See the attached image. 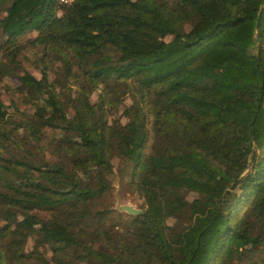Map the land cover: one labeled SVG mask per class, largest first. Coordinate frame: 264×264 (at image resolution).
<instances>
[{
  "label": "trees",
  "instance_id": "obj_1",
  "mask_svg": "<svg viewBox=\"0 0 264 264\" xmlns=\"http://www.w3.org/2000/svg\"><path fill=\"white\" fill-rule=\"evenodd\" d=\"M5 77L0 264H264V0H0ZM104 171L142 199L124 228Z\"/></svg>",
  "mask_w": 264,
  "mask_h": 264
},
{
  "label": "rangeland",
  "instance_id": "obj_2",
  "mask_svg": "<svg viewBox=\"0 0 264 264\" xmlns=\"http://www.w3.org/2000/svg\"><path fill=\"white\" fill-rule=\"evenodd\" d=\"M37 35L35 31L28 32L24 34L22 37L18 39L19 43H25L26 40L30 38H34ZM29 44H25L26 49L23 51V57H22V65L24 68L31 71V73L35 74L36 76H40V70L44 69L45 67L49 68V76L54 79L57 77V72L63 71V67L61 65V62L55 58L52 57H42V50L31 48L29 47ZM62 67V70H60ZM18 82L16 77H5L2 80H0V96L5 105L7 106V110L9 114L11 115L12 119H14L16 122H22V116L20 112L16 111L14 104L9 99V96L3 91V87L7 84H14ZM55 86H58L57 80L54 82ZM97 93H93L91 100L92 102H95L97 100ZM120 101L125 105H127L130 102V99L128 96H120ZM64 108L66 110V113L70 118L74 116V113L72 109L65 103ZM123 110L122 104L119 106H115L114 109L109 113L110 117H117L120 115V113ZM29 112H33L34 110L32 108H29ZM48 154V153H47ZM50 159L51 157L47 155ZM114 164H117V160L114 159ZM118 176H113V174H110L106 171L103 172V180L107 184H111L112 188L104 194L100 199L96 200L94 204L97 208H110L115 209V213L112 215L111 219H107V222L117 223L119 228H124L126 226V212H128V209H141V202L142 199L136 194L135 192H131L130 190L126 189L125 185L120 184L118 181ZM93 186L96 187L99 185L98 182L94 181ZM193 196L192 193L188 194V198H191ZM121 212V214L118 216L116 213ZM34 244V237H30L27 241L26 249L30 250L33 247ZM48 256L50 254L48 253Z\"/></svg>",
  "mask_w": 264,
  "mask_h": 264
},
{
  "label": "built area",
  "instance_id": "obj_3",
  "mask_svg": "<svg viewBox=\"0 0 264 264\" xmlns=\"http://www.w3.org/2000/svg\"><path fill=\"white\" fill-rule=\"evenodd\" d=\"M74 1L75 0H59V2H61L62 4H71Z\"/></svg>",
  "mask_w": 264,
  "mask_h": 264
},
{
  "label": "water",
  "instance_id": "obj_4",
  "mask_svg": "<svg viewBox=\"0 0 264 264\" xmlns=\"http://www.w3.org/2000/svg\"><path fill=\"white\" fill-rule=\"evenodd\" d=\"M128 212L132 213V212H136V210L135 209L133 210L130 208V209H128Z\"/></svg>",
  "mask_w": 264,
  "mask_h": 264
}]
</instances>
